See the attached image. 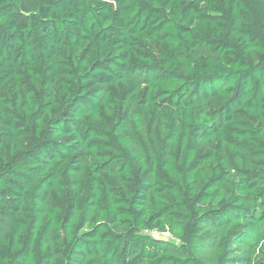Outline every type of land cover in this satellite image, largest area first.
Masks as SVG:
<instances>
[{
    "label": "trees",
    "instance_id": "1",
    "mask_svg": "<svg viewBox=\"0 0 264 264\" xmlns=\"http://www.w3.org/2000/svg\"><path fill=\"white\" fill-rule=\"evenodd\" d=\"M0 264H264V0H0Z\"/></svg>",
    "mask_w": 264,
    "mask_h": 264
},
{
    "label": "built area",
    "instance_id": "2",
    "mask_svg": "<svg viewBox=\"0 0 264 264\" xmlns=\"http://www.w3.org/2000/svg\"><path fill=\"white\" fill-rule=\"evenodd\" d=\"M149 233H150L151 236L161 237L160 234L161 233H166V232H160V231L153 230V231H151ZM166 234H167L168 238H170L169 234L168 233H166Z\"/></svg>",
    "mask_w": 264,
    "mask_h": 264
},
{
    "label": "rangeland",
    "instance_id": "3",
    "mask_svg": "<svg viewBox=\"0 0 264 264\" xmlns=\"http://www.w3.org/2000/svg\"><path fill=\"white\" fill-rule=\"evenodd\" d=\"M160 236H161V238L168 239V236L166 233H161Z\"/></svg>",
    "mask_w": 264,
    "mask_h": 264
}]
</instances>
